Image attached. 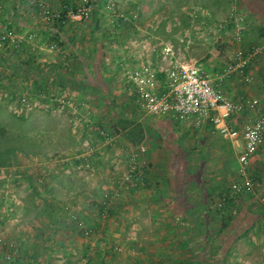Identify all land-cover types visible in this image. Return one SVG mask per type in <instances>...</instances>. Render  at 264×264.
Here are the masks:
<instances>
[{"label": "rangeland", "instance_id": "rangeland-1", "mask_svg": "<svg viewBox=\"0 0 264 264\" xmlns=\"http://www.w3.org/2000/svg\"><path fill=\"white\" fill-rule=\"evenodd\" d=\"M146 43L213 72L258 49L252 81L224 87L241 106L227 123L264 111V0H0V264H264V144L244 174L216 128L126 139L119 63Z\"/></svg>", "mask_w": 264, "mask_h": 264}, {"label": "built area", "instance_id": "built-area-1", "mask_svg": "<svg viewBox=\"0 0 264 264\" xmlns=\"http://www.w3.org/2000/svg\"><path fill=\"white\" fill-rule=\"evenodd\" d=\"M40 5L44 6L42 2ZM91 12L92 8L86 2L83 7L69 12L66 18L77 24L89 18ZM144 45L143 48L153 47L154 53L143 56V61L134 67L119 63L127 84L130 82L127 90L131 103L136 107L131 115L145 125L164 119L181 129L216 128L238 148L239 161L245 174L250 160L264 144V111L258 107L259 101L255 99L251 106L256 110V118L249 119L241 129L230 128L227 122L241 106L230 99L224 87L235 74L243 77L245 82L252 81L248 66L258 54V49H253L247 56L244 51H238L234 64L227 65L223 72H213L176 51L170 43ZM164 62H168V65L163 66ZM133 172L135 169L132 167L125 174L126 181L132 180ZM246 183L251 185V180L247 179ZM109 199V195H106L102 204L107 205Z\"/></svg>", "mask_w": 264, "mask_h": 264}, {"label": "trees", "instance_id": "trees-1", "mask_svg": "<svg viewBox=\"0 0 264 264\" xmlns=\"http://www.w3.org/2000/svg\"><path fill=\"white\" fill-rule=\"evenodd\" d=\"M59 32H61V29H59ZM58 36H61V33H59ZM53 66L55 67V65H53ZM248 67H250V66H248ZM248 70H249V68H248ZM258 107H260L259 103H258ZM128 114L127 113H125V115L123 114V117L120 119V125L122 128V131L124 132L125 137L128 140V142H130V144H132L133 146H139L144 142V140L146 138V132L147 131L144 128L145 123L138 122L137 118L135 116H132L131 113H128ZM150 126H151V124H150ZM151 128H153V127H150V129ZM172 135H173L172 136V138H173L174 134H172ZM171 152L174 154V156L180 157V152L178 149H175L174 151H172V149H171ZM263 178H264V175H263ZM261 180H262V178H261ZM251 181H252V183L250 186H252V184H253V178L251 179ZM250 186H248V187H250ZM229 225H230V222L227 221L222 225L221 228L226 230ZM194 229H196V228L192 227V230H194ZM202 263H203V260L201 258V264Z\"/></svg>", "mask_w": 264, "mask_h": 264}, {"label": "crops", "instance_id": "crops-1", "mask_svg": "<svg viewBox=\"0 0 264 264\" xmlns=\"http://www.w3.org/2000/svg\"><path fill=\"white\" fill-rule=\"evenodd\" d=\"M252 62L254 63V62H256V60H252ZM111 76L112 75H110L108 77H111ZM225 88H226V84H225ZM226 93L228 94L227 90H226ZM149 126H147V127H149ZM150 127H153V128H151L153 130L150 129V131H156L157 134H159L161 137H163L164 133H167V134H171L172 133V134H174V137L171 140V142H174V144H175V141H177L178 143H180L181 141H183V140H180V137H179V131H180L181 128L173 125L170 121H167V120H164V119L163 120H157L154 123V125L152 124ZM189 129H191V128H187V130H189ZM204 129L207 130L206 134H208V131H210V129H214V128L211 127V126H204V128L202 130L192 129L191 132L193 131L195 133H201L202 131L204 132ZM146 133H148V131ZM225 139H227L231 143V145H232L233 148H235L236 150H238V148L236 147V145L230 139H228V138H225ZM205 140H207L206 137H205V139L204 138L202 139V142L205 143Z\"/></svg>", "mask_w": 264, "mask_h": 264}]
</instances>
